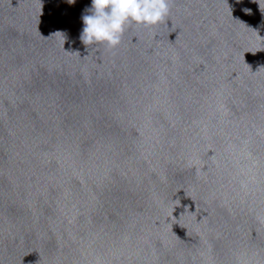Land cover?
<instances>
[{"label": "water", "instance_id": "95a60500", "mask_svg": "<svg viewBox=\"0 0 264 264\" xmlns=\"http://www.w3.org/2000/svg\"><path fill=\"white\" fill-rule=\"evenodd\" d=\"M90 5L0 0V264H264V0Z\"/></svg>", "mask_w": 264, "mask_h": 264}, {"label": "clouds", "instance_id": "9594fccd", "mask_svg": "<svg viewBox=\"0 0 264 264\" xmlns=\"http://www.w3.org/2000/svg\"><path fill=\"white\" fill-rule=\"evenodd\" d=\"M169 4L170 0H91L82 12L79 39L87 46L118 47L130 24L155 26L163 22L170 13Z\"/></svg>", "mask_w": 264, "mask_h": 264}]
</instances>
